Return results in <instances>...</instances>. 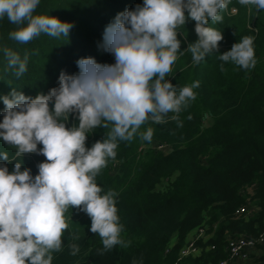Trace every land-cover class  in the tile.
Masks as SVG:
<instances>
[{"label": "trees", "instance_id": "16d2710c", "mask_svg": "<svg viewBox=\"0 0 264 264\" xmlns=\"http://www.w3.org/2000/svg\"><path fill=\"white\" fill-rule=\"evenodd\" d=\"M138 4L142 6L143 0H40L35 14L56 17L73 27L68 38L41 34L27 44L10 39L9 33L17 26L6 17L0 19V97L13 89L32 98L47 95L59 86L61 71L69 75L79 72L76 61L80 58L114 64L115 57L99 47L105 27L118 13ZM248 9L239 0H230L221 13L223 22L209 21L207 26L222 32L223 40L219 52L210 53L199 64L193 63L191 53L185 50L198 39L195 21L188 19L177 29L183 55L178 53L166 80L177 92L198 82L193 89L195 100L182 107L179 124L171 119L177 114L170 112L164 123L142 125L139 132L153 129L151 142L139 135L131 142L119 141L115 159H109L95 178L101 195L109 190L117 193L114 199L123 226L121 238L130 241L129 246L117 245L99 255L103 244L99 235L90 231V217L69 208L63 250L53 253L52 264H216L226 257L228 235H257L264 229V10ZM245 36L253 40L254 68L244 70L218 58ZM5 48L21 58L27 53L23 75L17 77L15 69L8 67ZM4 111L0 99V122ZM77 115L70 114L66 127L78 126ZM107 131L98 127L89 132L86 148L106 138ZM152 142L169 149L165 153L152 148ZM42 147L38 145V149ZM4 152L11 157L15 149L0 139V165L12 172L20 162L21 170L30 169L33 177L38 174V164L46 160L40 154H24L9 163L3 160ZM246 187H252V195L245 192ZM247 203L256 210L236 217L235 210ZM203 223L211 225L213 235L198 243L214 244L215 248L177 261L187 235ZM69 233L80 239L72 241ZM69 243L79 245L76 256L70 254ZM253 264H264V255Z\"/></svg>", "mask_w": 264, "mask_h": 264}, {"label": "clouds", "instance_id": "9594fccd", "mask_svg": "<svg viewBox=\"0 0 264 264\" xmlns=\"http://www.w3.org/2000/svg\"><path fill=\"white\" fill-rule=\"evenodd\" d=\"M230 0H143V5L118 13L103 33L99 47L115 57L114 64H99L92 57L76 61L79 72L61 71L59 86L35 98L13 89L0 97L5 105L0 122V139L15 149L14 155L2 154L9 163L24 154H40L38 174L15 163L12 172L0 165V264H52L53 253L63 250V236L69 229V208L86 213L90 231L98 234L103 249L117 245L127 248L121 238L113 190L101 195L96 177L115 159L119 141L131 142L139 135L151 142L153 129H139L145 123H164L168 113L179 124L178 114L195 100L194 82L177 92L166 77L178 58L181 41L177 29L188 19L195 21L198 39L185 49L193 63L199 64L210 53H218L222 32L208 27L222 23L221 13ZM40 0H0V19L16 25L9 38L27 44L41 34L59 38L69 36L71 23L56 17L35 14ZM242 6L264 10V0H239ZM234 10V9H232ZM234 12V11H233ZM187 13V16H186ZM8 67L17 77L27 71L28 55L23 58L5 48ZM249 70L255 67L253 40L242 37L229 51L218 55ZM220 70L224 71L221 64ZM51 106V107H50ZM76 113L78 126L66 127L70 114ZM191 119V116L188 117ZM182 126V125H180ZM109 129L106 138L86 148L87 134L93 129ZM38 145L42 148L38 149ZM19 161V160H17ZM72 241L79 240L69 233ZM70 254L80 247L69 243ZM133 264H136L134 261Z\"/></svg>", "mask_w": 264, "mask_h": 264}, {"label": "built area", "instance_id": "2783aa9c", "mask_svg": "<svg viewBox=\"0 0 264 264\" xmlns=\"http://www.w3.org/2000/svg\"><path fill=\"white\" fill-rule=\"evenodd\" d=\"M247 188L246 187L245 192ZM253 194L252 193L248 195ZM249 200V198H247ZM252 209L256 210L254 206L250 207V204L240 205L234 212L236 217L249 213ZM213 229L215 225L212 226ZM208 226L206 224H201L193 229L186 237L184 244L179 248L177 261L188 256H198L203 251L213 250L215 248L214 244H209L207 246H201L198 242H205L208 238L213 235V230L208 233ZM264 249V229L257 235H246L235 233L233 235H228L226 237V257L219 260L216 264H233L235 261L246 260L249 256V252L252 249ZM168 248L166 249V252ZM176 264V263H174Z\"/></svg>", "mask_w": 264, "mask_h": 264}, {"label": "rangeland", "instance_id": "374dc122", "mask_svg": "<svg viewBox=\"0 0 264 264\" xmlns=\"http://www.w3.org/2000/svg\"><path fill=\"white\" fill-rule=\"evenodd\" d=\"M232 11H234V10H232ZM150 146H152V148H155V149H157V150H161V151H163V152H167L168 151V147L165 145V144H160V143H156V142H152L151 143V145ZM246 193L247 194H251L252 193V188H247L246 189ZM206 223V222H205ZM207 226H208V233H210L211 232V225H209V224H206ZM213 225H215L216 226V224H213ZM212 225V226H213ZM213 228V227H212ZM174 242V241H173ZM257 251H250L249 252V256H248V258L246 259V260H244V261H242V260H239V261H236V262H234L233 264H252L253 262H254V260L258 257V256H260V255H264V249H262V248H258V249H256Z\"/></svg>", "mask_w": 264, "mask_h": 264}, {"label": "crops", "instance_id": "0c3cea01", "mask_svg": "<svg viewBox=\"0 0 264 264\" xmlns=\"http://www.w3.org/2000/svg\"><path fill=\"white\" fill-rule=\"evenodd\" d=\"M252 251H257V250H256V249H252L251 252H252ZM237 261H238V260H237ZM252 264H253V263H252Z\"/></svg>", "mask_w": 264, "mask_h": 264}, {"label": "bare ground", "instance_id": "6f19581e", "mask_svg": "<svg viewBox=\"0 0 264 264\" xmlns=\"http://www.w3.org/2000/svg\"><path fill=\"white\" fill-rule=\"evenodd\" d=\"M181 261V260H180ZM236 262V261H235Z\"/></svg>", "mask_w": 264, "mask_h": 264}]
</instances>
